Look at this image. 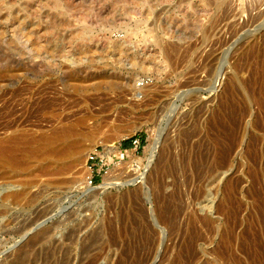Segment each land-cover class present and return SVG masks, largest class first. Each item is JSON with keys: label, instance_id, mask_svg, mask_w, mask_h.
Returning <instances> with one entry per match:
<instances>
[{"label": "rangeland", "instance_id": "1", "mask_svg": "<svg viewBox=\"0 0 264 264\" xmlns=\"http://www.w3.org/2000/svg\"><path fill=\"white\" fill-rule=\"evenodd\" d=\"M26 1L29 0H0V4L11 8V5L17 7ZM51 1L54 0H45L43 3L51 4ZM137 1L141 3L142 0H128V4L124 8L118 6V9L119 7L121 8L119 10L123 9V12H121L118 9V11H116V8L112 9L115 7L113 0H70L73 5L77 3V7L83 5L84 2L86 3L85 5L93 3L98 13L107 18H105L108 20L107 22L106 20L102 21L106 23V27L104 26L101 29L100 26H97V28L94 27L88 32V35H94L93 37H97L96 41L103 42V44L107 42V48L108 45L111 47V50L109 48L110 52L116 51L111 40L116 39V37L119 39L124 37L126 40H130L131 43L128 44V48L127 45L124 48V51L126 50L125 52L128 50L126 53L127 55L139 56L142 55V50L145 54L149 51V53H151L153 47L144 42L143 36H146L148 34L147 32H151V29L154 30L149 37H155L157 39L161 37L160 35H162V33H167V36L171 39L173 38L172 40H175V43L177 41L178 45L182 44L180 45L181 47L183 46L187 49L188 46H191L189 50L192 51L193 46L197 45L194 47L197 51H192L193 54L195 53L193 55L191 51L188 49L185 50V48L182 47L180 53L183 50L182 55L184 54V57L181 59L183 63L178 66L179 68L177 67V70L172 67V62L174 61H170L171 63H169L171 65H168L171 67L166 66L164 69L165 71H163L159 78H157L154 72L147 74L145 77L146 79L142 76L141 80L150 79L159 89L162 88L161 90H166L167 87L168 91L170 89L172 91L169 93L168 105L164 107L163 111L160 112L161 114L159 113L156 119L150 120L146 116H142L141 118L140 115L129 113L128 106L132 105V103L134 104V101L129 102L130 100L126 99V102H124L125 98L111 97L112 99L115 98L114 100L117 99L116 101L120 99L121 101L119 100V103H114L115 101L110 98H108V103H106L107 99H105L106 102H104V100L102 101L104 102V106L101 102L102 104L99 106L100 109L97 107L100 112L96 110L100 115L94 112L96 118L93 117L92 120L88 122L89 125L86 130L89 134L86 133L87 137H85L84 140L85 144L83 143L85 147L87 146V148L84 147L85 153H88L87 159H85V169H83L82 165H79L76 170L70 173L71 175L67 174L63 176L66 181L62 179L63 177H60L65 182L68 181V184L55 186L54 183H51L50 178L47 179L48 177L41 176V171L36 170V168L29 174L17 173L14 171H0V188L5 183L16 182L29 185L27 191L24 192L18 200H12L11 198L3 199V196L0 195V264H14L15 262L18 263V261L20 262L18 264H33L34 261L35 264H42L43 261L41 260V256H43L45 252H48L49 249H51L50 247L67 248L72 242L75 243L76 237L77 242L74 247L71 245L70 248L74 250L71 251L73 254L76 253L75 256L81 253L80 250L82 247H90L88 253L96 254L97 251H100V248L103 250L102 245L105 246L104 251H101L102 254L105 255H103L105 258L102 257L96 264H133L136 259L146 256L150 258L143 264H171L174 255L177 253L175 251L177 250L181 254L183 264H264V137L262 136L264 135V105H261L259 108L254 102H251L252 106L246 102L248 101V95L249 99L252 94H255V96L258 95V97L259 95L261 96L263 91L262 85L264 84V69L259 65V67L257 65H252L250 68L246 64H243L246 58L247 61L251 60L250 58L253 54L252 50L248 51V53L241 54L244 47L250 46L253 43H255L253 44L255 50L257 47L259 49L262 44H264V26L261 28V22L255 23L246 21V15H243V18L238 16L232 18L230 5L227 3L229 8L227 4H224V7L220 6L218 10L213 8L214 10L212 9L211 12H204L203 18L200 17V19H202L201 26L197 30V33L192 32L190 34L189 29L196 27V25H194L196 22L194 20L193 24V19L197 18L202 13L199 11V0H189L190 3L189 1L187 2V0H166L168 3L161 2L162 4L159 1L158 4L157 0H149V2L155 1L153 3L150 2V5L155 4V6L153 5L154 7L151 10V15L149 14L150 17L148 16L149 18L147 19H145V13L144 11L142 12V9H140L141 7L134 11L133 7L135 4H139ZM230 1L235 3V0ZM41 2L42 0L37 1V3ZM82 2L83 4H81ZM210 2H212V0ZM262 2V0H255L252 2V7H250L251 5H248L247 1L244 3L243 7L248 10L247 13L251 11L254 12ZM97 3L98 6L96 5ZM187 3L192 4L189 6ZM232 5L235 6V4ZM187 6H189V8L193 6L194 9L197 8L196 10L192 8V12H199V15L196 16L198 13L195 15L192 13L191 15V12L189 13L191 9ZM261 8L263 9L264 6ZM128 9L129 11H127ZM186 9L189 11H185ZM9 10L12 11V9ZM126 12H130L131 14H127ZM132 13L135 14L134 17ZM137 13L141 14V16ZM128 16L132 17L130 18ZM186 16L188 17L186 18ZM219 16H223L224 18H220ZM230 16L231 18H228ZM142 17H144V19ZM212 17L214 20H212ZM215 17H217L216 20ZM180 18L182 20H179ZM92 20L95 19L91 18L90 21ZM190 21H192V23ZM169 22H171L170 25H167ZM211 22L215 23V28L214 26L212 27L213 30L212 28L209 30ZM190 23L192 25H190ZM109 25L112 28L111 30H109ZM172 25L175 28L172 27ZM190 26H192V28L187 29ZM182 29H186V34L181 33ZM205 29L209 30V33L207 32V39L204 37ZM168 30H171V33ZM233 30H236V32ZM174 31H176V33ZM178 31L181 32L178 33ZM133 32H135V35H133ZM102 34L104 37H102ZM100 38H102V40H100ZM108 38H110L109 41H107ZM223 41L225 43H223ZM110 44L112 46H110ZM220 44H222V46H220ZM213 45L217 46V48ZM133 46H135V48ZM212 46L213 49L220 50L219 52L217 51V54H214L216 57L217 55L218 57L220 56V61L215 64L216 66L210 67L207 65V67L203 62L205 59L203 55L205 54L204 56L207 58L208 56L206 55L210 53L207 50L209 49L211 51ZM144 47L148 49H144ZM154 48L157 49L156 51L159 50L157 47ZM219 54H222V56ZM238 54L243 56H241L242 61H240L238 65L239 69H237V67L233 71L231 70V73V66L226 61L233 62ZM187 56L194 57L190 58ZM244 56H246V58ZM185 57L188 61L184 59ZM233 74L237 77L239 76V79L237 78V83L232 80L235 78ZM18 82L19 83L12 88L6 86L7 83L0 81V96H5L4 98L8 100L12 96H15V94H18L15 89L24 84H21L20 81ZM140 83L141 82H138V84ZM240 84H242V88H240ZM242 89L243 91H241ZM247 89L249 91H247ZM244 92L247 93L245 94ZM262 96L264 97L263 93ZM244 99L247 100L245 101ZM109 101L114 104L112 105ZM116 107L117 109L119 107L120 110H116ZM231 107L235 108H233L234 111ZM261 107L263 108L261 109ZM241 110H244L245 114H243L244 111L242 112ZM117 111L118 114L120 113L119 116H117ZM239 111L241 112L240 115ZM122 114L126 117H123ZM101 116L102 118H106V121L102 119ZM115 116L116 119L114 118ZM138 116H140V118H137ZM237 116L238 118L240 116H245V118L240 121ZM118 117H120L122 123L120 120H117ZM144 117L147 118V120L144 119ZM5 118L2 117L0 123L6 122L5 120L7 119ZM100 118L102 122L99 121L101 120ZM30 120L32 121L34 118L31 117ZM110 122L116 123L117 125L114 124L116 127H113V124L110 125ZM90 126L92 127L90 128ZM12 131H14V128L8 130L0 128V137H9L13 133ZM127 131L132 133L127 134ZM89 138L92 140L90 141ZM158 139L162 151L159 149V156H157L158 160L155 159L154 165L151 166L152 169L149 168L151 171L149 170V172L146 173L147 176L144 175V180L141 179L142 181L138 180L137 183L132 185H124L122 187L108 189L104 192L99 190L93 191L87 195L83 194L87 187L93 188L99 186L103 182V177L112 168L117 167L116 164L118 165L116 168L117 170L115 169L117 174L115 173L114 175L122 176V179L130 178L131 176L135 177L137 174L139 175V173L142 174L144 167L147 166V162L143 161L141 168L140 165L134 162V159L144 158L147 146L150 145L152 140L155 141ZM130 140H132L131 144L125 147L124 145ZM211 143L213 144L212 146H214V151L217 153V172L212 173V175L210 174V176L209 173L203 169L199 171L200 173L193 175L189 174V171H185L184 165H186V162L188 163L186 159L191 157L192 160H195L197 157L199 159L201 155H207L210 151L209 145H211ZM94 144H96V146ZM91 146L93 148H91ZM107 149H110L109 153H106ZM163 150H165L163 153L165 155H163V157L166 162L170 161L168 164L170 169H166H169L168 172L157 173L160 164H164L160 163L161 159H163ZM168 153L172 155L169 156ZM89 156H93L94 160L88 161ZM165 156L170 159L167 160ZM121 171L122 173H120ZM86 172L89 174V178L85 177ZM163 174L166 175L164 176ZM109 176H111V174ZM166 184L169 185L167 186ZM136 191H138V193H136ZM135 193L138 195L140 194L138 196L140 200H136L135 203L132 202L133 197L129 200L131 202L128 201L129 203H126V200L125 202H122L123 200L120 201L127 195H136ZM171 194L174 196L169 200L168 198H170ZM161 198L179 208L173 229L167 224L166 226L160 223L161 221L157 216L158 214L156 212L159 210V201ZM117 201L118 203H116ZM127 204L130 205L131 210L132 207H134L133 211L135 213H137V209L142 212L145 221L141 222L134 220V222L128 224L121 219V217H125L123 212L130 210ZM192 216L196 218V224L191 223L193 220ZM87 220L89 222L92 221V224L90 223L91 226ZM84 222H87L86 226ZM77 231L79 232L77 233ZM102 232L104 237L101 236ZM90 233H94L93 236ZM95 234L98 235L99 238L100 236L102 238L96 241L94 239ZM86 238L92 239L87 240ZM67 240L73 241L70 242ZM103 240L106 243L103 242ZM86 242H88V244ZM96 242L97 244L100 242V245L95 246ZM101 243L103 244L101 245ZM78 245L79 248L77 249ZM99 246L102 247L98 248ZM91 247L94 248V251ZM156 252H158V256L155 258ZM19 254L20 258H18ZM91 254H89V256ZM78 255L76 257H71L69 264H85L88 262V258H90L88 257L85 259L84 263L83 259L87 254H84L85 257L83 255ZM173 264L176 263L173 262Z\"/></svg>", "mask_w": 264, "mask_h": 264}, {"label": "bare ground", "instance_id": "2", "mask_svg": "<svg viewBox=\"0 0 264 264\" xmlns=\"http://www.w3.org/2000/svg\"><path fill=\"white\" fill-rule=\"evenodd\" d=\"M37 1L38 0H29V1H26L25 3H23L21 5H18L17 7H14V5H11L10 6L11 8L5 7V6L0 4V81L7 83L6 86L12 87V88L15 87V85L17 83H19L18 81H20L21 84L24 83V84H22V86L20 85V87L18 86L15 89L16 93H18V94H15V96H12L8 100L4 98L5 96H3V97L0 96V119L2 117H4V118L6 117L5 119H7V120H5L6 122L0 123V128H5L7 130L10 128H14V131H12L13 133L10 136L8 135L9 137H5V136H4V138L0 137V171L1 170L4 172H13L14 171L17 173H25V174L28 173L29 174L34 170V168H36V170L41 171V173H40L41 176L48 177L47 179L50 178L51 183H54L55 186H57V185L61 186V185H65L68 182V181L65 182L66 179L63 176H65L67 174L69 175L70 173H72L74 170H76L77 166L82 165L83 169H85V167H84L85 161H86L85 159H87L88 153H85V148H87V146L85 147V145H83V143H84L85 137H87L86 135L89 134L86 131L88 129V125H89L88 122L90 120H92L93 117H95V113H97L96 110H98V112H100L99 106L102 103H103L102 105L104 106V102H106L105 99H107L106 103H108V98L112 99L113 97L125 98L124 102H126V99L130 100L129 102L134 101V104L132 103V105L128 106L129 107L128 112L131 114H134V115L135 114L140 115L141 118H142V116H146L148 119L151 120V119H156L157 116H159V113L161 111H163V109H164V107H166V105H168L167 104L169 102L168 97H169V93H170L171 89L168 87L170 89L168 91L167 87H166V90L165 89L161 90L162 88L159 89L156 86V84L153 83V81L151 82L150 79H149L150 81L145 80L146 79L145 77L150 72H154L157 75V78H159L160 75L163 73V71H165L164 69L166 66L171 67V66H169V65H171L170 61H174V62H172V67H173V69L176 68V70H177V67L180 66L181 63H183L181 60L182 57H184V54L182 55L183 50L180 53V50L182 49L183 46L182 47L180 46V45H182V44H180V42H179L180 45H178L177 41L175 43V40L173 41L172 40L173 38L171 39L170 37H168L167 33H162V35H160L161 37H158L157 39L155 37H149L151 35V32L153 33V30H154V29L150 28L152 31L147 32L148 34L146 33L147 34L146 36L143 35L144 36V42L150 44L153 48L157 47L159 49L158 51H156L157 49L152 48L151 53H149L150 51L148 50L149 54L143 53V50H142V52H141L142 55H139V56L138 55L137 56L131 55L130 56V55L126 54L128 52V50H127V52H125L126 50L124 51V48L126 47V45L128 48V44H131L130 40H126V38H124V37L120 38V39L116 37V39L111 40V43L113 44V47L115 48L116 51L110 52L109 48L111 50V47H109V45H108V48H107V45H106L107 42H105L104 43L105 45H104L103 42L96 41L97 37L96 38L93 37L94 35H92V36L88 35V32L91 31L94 27L97 28V26H100V29L103 28L106 25V23L105 22L103 23L102 21H105L107 19L106 17H103L98 13V11L95 9L96 7H95V5H93V3H88L87 5H85L86 3L84 2V4H83V2H82L81 4H83V5H81L80 7H77L76 6L77 3L74 4L75 5L74 6L73 3L70 2V0H54V1H51V4H46V3L44 4L43 2H45V0L44 1L42 0L41 3H37ZM113 1H114L115 7H113V6H111V7H113L112 9L116 8V11L121 9L120 7L118 9L117 8L118 6H121L122 8H124L128 4L127 3L128 0L127 1L126 0H113ZM155 1H153V2H155ZM158 1L160 3L166 2V0H157V2ZM188 1L189 0H187V2ZM210 1L211 0H199V2H200L199 3V7H200L199 11H200V13L202 12L203 14L201 13L202 15L200 14V16H198L199 12H196V13H198L196 16H198L197 18H199V19L193 17L194 18L193 24H194V20L196 22V24H194V25H196L195 28L193 27V29H189V28H192V26H190L188 28L186 27L187 29L190 30V32H189L190 34L192 32L197 33V30L201 26L200 24H201L202 19H200V17H202L204 15V12L205 13L211 12L213 8H215V10L216 9L218 10V8H220V6H223L224 4L226 5L227 3H229V5H230V10H231V13L233 16L232 18H234L236 16L243 18V15H246L245 16L246 21L255 22V23L261 22L262 23L261 28L264 26V8L263 9L261 8L262 6H264V0H262L263 2L256 9L254 7V9H255L254 12L251 11L249 13H247L248 10L245 9L243 7V5L245 2L248 1V5H251L250 7H252V5H253L252 2H254L255 0H235L234 1L235 3H232V1H230V0H212V2H210ZM137 2L139 3V1H137ZM150 2H149V0H142L141 3L135 4L133 9H134V11H136V10H138V8L141 7L140 9H142V12L144 11V13H145L144 17H145V19H147L150 17L149 14L151 15V12H152L151 10L155 6V4L150 5ZM153 2H151V3H153ZM159 2H158V4H159ZM135 3H136V1H135ZM166 3H168V2H166ZM189 3H190V1H189ZM191 4H188V5L191 6ZM232 4H235V6H233ZM96 5L98 6V3ZM189 6H187V7L189 8ZM99 7H100V5H99ZM156 7H158V6H156ZM163 7H165V6H163ZM193 7L189 8V9H191L190 11L187 9L185 11H189V13L191 12V15H192V13L195 12V11L192 12ZM227 7H228V4H227ZM9 9H12V11ZM196 9L197 8H195L194 10H196ZM249 9H251V8H249ZM99 11H100V9H99ZM119 11L123 12V9L119 10ZM127 11H129V9ZM130 12H128V13L126 12V13L131 14ZM126 13H124V14H126ZM196 13H194V15ZM132 15H133V17L135 16V14H133V13H132ZM138 15L141 16V14H138ZM128 17H130V16H128ZM144 17H142V18L144 19ZM187 17L188 16H186V18ZM221 17H223V16H221ZM89 18L90 19L94 18L95 20H92L94 22L90 21ZM186 18H185V20H186ZM216 18L217 17H215V20H216ZM228 18H231V16ZM222 19H220V20H222ZM169 20H170V18H169ZM179 20H182V19L180 18ZM212 20H214L213 17H212ZM107 21L108 20H106V22ZM190 22L192 23V21H190ZM212 22H214V21H212ZM170 23L171 22H169V24H167V25H170ZM191 23H190V25H192ZM211 23L209 25V30L215 24V23H212V24ZM173 25H172V27L175 26V25L174 26ZM187 26H189V25H187ZM206 28H208V27H206ZM214 28H215V26H214ZM261 28H259V29H261ZM111 29L112 28L110 26L109 30H111ZM150 29H148V30H150ZM185 30L186 29H184V30L182 29V32L178 31V33L181 32L182 34H186L187 31H185ZM209 30L208 29L204 30V37L206 39L208 37L207 32L209 33ZM212 30H213V28H212ZM236 30H233V31L236 32ZM238 30H239V28H238ZM176 31H174V32L176 33ZM133 33H131V34L135 35V32H133ZM175 33H173V34H175ZM232 33H234V32H232ZM136 34H138V33H136ZM236 34H238V33H236ZM244 34H246V33H244ZM189 36H188V38H189ZM102 37H104V35ZM200 37H202V36H200ZM204 37H202V38H204ZM263 37H264V35H263ZM184 38H185V35H184ZM109 39L110 38H108V40L107 39H105V40L109 41ZM100 40H102V38H100ZM178 41H179V39H178ZM260 41H261V39H260ZM253 42H255V41H253ZM223 43H225V42L223 41ZM263 43H264V39H263ZM148 44H144V45H148ZM198 44H199V42H198ZM253 44H255V43H253ZM253 44L250 46L244 47L243 48L244 50H242L243 52H241V50H240L241 54L246 53V52L248 53V51H250V50L253 51V54L250 58L251 60L250 61L248 60L249 62L247 61L246 56H244L246 58V60L243 61L244 62L243 64H246L248 67H250L252 65H254V66L259 65V66H261L262 69H264V44L261 43L262 46L261 47L259 46L260 47L259 49L256 46L257 47L256 50L254 49L255 47ZM259 44H257V45H259ZM110 46H112V45L110 44ZM135 46H133V47L135 48ZM195 46H197V45H195ZM195 46H193L192 51H194V50L197 51L196 49H194ZM209 46H210V44H209ZM213 46H215V45H213ZM213 46H212V48L210 47L212 49L211 51L209 49L207 50L210 52L208 55H206V56H208L207 58L204 56L205 54L204 55L202 54L203 57L205 58L204 60L202 59L204 64H206V66L209 65L210 67L214 66L215 64L218 63V61H220L219 60L220 56L218 57V55H217V57H216L214 55V54H217L220 50L218 51V49H213ZM220 46H222V44H220ZM189 47H191V46L187 47L188 50H189ZM145 48H147V47H144V49ZM183 48H185V50H187L186 47H183ZM215 48H217V46H215ZM221 49H222V47H221ZM189 51H191V50H189ZM192 51H191V53H192ZM139 53H140V51H139ZM205 53H208V52H205ZM241 54H238V56L233 60V62L226 61L231 66V68H230L231 73L237 67H238L237 69H239L238 65H239L240 61H242V59H241L242 55ZM219 55L222 56V54H219ZM199 56H200V54H199ZM187 57H190V56H187ZM191 57L193 58L194 56H191ZM184 59H186V57ZM186 61H188V60L186 59ZM203 62H201V63H203ZM222 65H223V62H222ZM240 66H241V64H240ZM244 67H246V66H244ZM253 69H255V68H253ZM208 70H209V68H208ZM142 76H144L145 79L141 80ZM233 76L235 78H233L232 80L236 81V83H237L239 76L237 77V76H235V74H233ZM251 77H252V74H251ZM225 78H227V77H225ZM246 79H245V81H246ZM241 80H242V78H241ZM138 82H141V83L138 84ZM178 83H180V82H178ZM236 83H233V84H236ZM176 85H177V83H176ZM238 85H239V83H238ZM241 85L242 84H240V88H242ZM262 86H263L262 93L264 95V84ZM243 89L241 91H243ZM247 91H249V90L247 89ZM248 93H250V92H248ZM262 93H261V96L259 95V97H258V95L255 96V94H252V96H250L251 97L250 99L248 97L249 95L247 94L248 96L247 95H245V96H247V99L249 102L246 101L247 99L246 100L244 99V100L247 103H249L250 106H252L251 102H254V104L260 108L261 105L262 106L264 105V97L262 96ZM2 95H5V94H2ZM1 98H3V99H1ZM114 99H112V100H114ZM103 100H104V102H102ZM116 100H114L115 101L114 103H117V102L119 103L120 99L118 101H116ZM122 100H124V99H122ZM111 101H109V102L111 103ZM114 103L112 102L111 104L113 105ZM128 103H126V104H128ZM124 105H125V103H124ZM108 106H110V105H108ZM247 106H248V104H247ZM97 107L99 109H97ZM263 107H261V109ZM104 108H107V107H104ZM108 109H106V110H108ZM118 109H119V107H118ZM118 109L116 107V110H118ZM234 109H233V111H234ZM247 109H248V107H247ZM123 110H124V108H123ZM123 110H122V112H123ZM114 111H115V109H114ZM126 111H127V109H126ZM119 112H121V111H119ZM103 113H104V111H103ZM240 113L241 112L239 111V115H240ZM117 114H118V111H117ZM243 114H245V111ZM243 114H241V115H243ZM98 115H100V114H98ZM119 115H120V113L117 116H119ZM122 115H123V117L125 116L124 114H122ZM131 116L134 117L133 115H131ZM140 116H138L137 118H140ZM238 116H237V118H238ZM248 116H249V114H248ZM31 117L34 118V120L31 121L30 120ZM98 117H100V116H98ZM98 117H97V119H98ZM101 118H102V116H101ZM114 118L116 119V116ZM147 118L144 117V119H146V120H147ZM239 118H238V120L241 121L242 119L245 118V116H242V117L240 116ZM102 119H105V121H106V118H102ZM102 119L99 121L102 122ZM117 120H120V117H118ZM114 121H116V120H114ZM92 123H91V125H92ZM121 123H122V121H121ZM114 124H116V123L112 122L110 125H112L114 127L115 126ZM233 124H232V127H233ZM91 127L92 126H90V128ZM25 131H26V133H25ZM90 133H91V130H90ZM126 133L131 134L132 132L127 131ZM91 136H92V133H91ZM262 136L264 137V135H262ZM263 137H261V138H263ZM89 140H90V138H89ZM169 143H170V141H169ZM96 144H94V145L96 146ZM212 145H213L212 143H211V145H209L210 146L209 149L211 152L209 151L210 153L208 152L207 155H201L199 159L197 157L195 160L193 159L194 160L193 161L192 158L188 156L189 159L188 158L186 159V160H188V163L186 162L185 163L186 165H184L185 171L186 170L189 171L190 172L189 174H191V175L200 173L199 171L202 169L205 170L207 173H209V175L210 174L212 175V173L217 172L216 170L218 168V158L216 157L217 153H216V151H214V146H212ZM160 146L161 145H160L159 139L155 140V141L152 140L150 145L147 146V148L145 150V154H144L145 157L142 159H140V158L134 159V162H136V164H138L140 166L143 163V161L147 162V166L144 167L142 174L139 173V175L137 174L135 177L131 176L130 178H123L122 179L121 178L122 176L114 175L117 172L116 168L118 167V165L116 164L117 167L112 168L103 177V182L99 186L93 187V188L87 187L85 189V191L83 192V194L87 195L93 191H99V190L101 192H104L108 189L118 188V187H122L124 185H130V184L132 185L134 183H137V181L141 180V179L144 180V178H143L144 175L147 176L146 173L149 172V170H150L149 168L152 169L151 166L154 165L153 163H154V161H156L155 159H157V156H159L158 153H159ZM91 148H93V147L91 146ZM170 149H168V150H170ZM165 150H167V149H165ZM165 150H163V152H162V157H163V155H165V154H163ZM109 152H110V149H107L106 153H109ZM85 155H86V157H85ZM170 155H172V154H169V156ZM165 157H167V156H165ZM83 159H84V162H83ZM168 159H170V158L167 157V160ZM161 161H160V163H164V164H162V165L160 164V167H159L157 173L158 172L163 173L165 171L168 172L170 169L169 165H168L170 163V161L166 162L164 157H163V159H161ZM191 161H193V162H191ZM141 168H142V166H141ZM167 168H169V169L166 170ZM173 170H174V168H173ZM118 171H119V169H118ZM120 173H122V171ZM123 173H125V172H123ZM110 174H111V176H109ZM127 175H128V173H127ZM127 175H126V177H127ZM163 175L165 176L166 174H163ZM60 177H63L62 179H65V181L62 180ZM85 177L89 178V174L87 172L85 173ZM213 178H214V176H213ZM148 179H149V177H148ZM159 179H160V177H159ZM152 182H151V184H152ZM168 183H169V181H168ZM28 187H29V185H27V184L23 185V184H19L16 182L15 183H5L0 188V195L3 196V199L11 198L12 200H18L19 198H21L23 193L27 191ZM138 191H136V193H138ZM140 192H141V190H140ZM139 195L138 194H136L134 196L127 195L126 197H123L121 200L120 199L119 200L120 201L123 200L122 202H125V200H126V203H129V202H131L129 200L133 197L132 202L135 203V201L139 199V197H138ZM163 196H164V194H163ZM173 196L174 195L171 194L170 198H168V199L171 200ZM141 198H142V196H141ZM116 203H118V201ZM127 205H129V204H127ZM119 208H120V206H119ZM123 208H124V206H123ZM129 208H130V205H129ZM133 210H134V207H132V210L130 208V210L123 212L125 217L124 218L121 217V219L126 221L128 224L130 222H134V220L144 222L145 221L143 219L144 214L142 212H140L138 209L136 210L137 213H135ZM178 210H179V208L177 206H175L174 204L171 205L169 202H167L166 200L161 198L159 201V210L156 213L158 214L157 216L161 221L160 223H162L163 225L167 224L170 228L172 227V229H173L175 226L176 214L178 213ZM135 217H138V218H135ZM192 219L193 220L191 221V223L196 224V221H195L196 218L193 217ZM91 222H89V224ZM108 223H109V221H108ZM86 224H87V222L85 223V226H86ZM91 224H90V226H91ZM127 225H125V226H127ZM80 227H83V226H80ZM78 232L79 231H77V233ZM93 234L94 233H92L91 235L93 236ZM101 236H103V232H102ZM101 236H100V238H102ZM76 238H75L76 241H74L75 243L77 242ZM100 238L98 237V235L95 234L94 239L96 241H97V239H100ZM111 238H110V240H111ZM114 238H116V237H114ZM73 239H74V237H73ZM78 239H80V238H78ZM91 239H87V240H91ZM117 239H118V237H117ZM67 241L72 242L73 240L72 241L67 240ZM101 241H102V239H101ZM103 242H105V241L103 240ZM108 242H109V240H108ZM75 243L72 242L71 244H69L70 245L69 247L67 246V248H65V247L64 248H62V247L56 248L52 244L53 247H50L51 249H49L48 252H45L44 255L42 254L43 255V256H41L42 257L41 260L43 261L42 264H69V260H71L70 258L75 256V254H76V253L73 254L71 251H74V250L70 249L71 245L74 247ZM86 243L88 244V242H86ZM78 244H79V242H78ZM92 244H93V242H92ZM102 244L103 243H101V245ZM80 245H82V244H80ZM96 245H100V242H99V244H97V242H96L95 246ZM59 246H61V245H59ZM102 246H103V250H101L102 248H100ZM102 246L98 247V248H100V251H97L96 254L95 253H92V254L88 253V249L90 251V247L89 248L88 247H85V248L80 247L81 253H78V254L80 256H82V255L84 256V254L85 255L87 254L86 257L84 256L85 257L84 259L82 258L84 263H85L84 260L87 259L88 257H90V258H88V262L85 264H96L100 259H102L103 255H104V254H102V252L104 251L105 246L104 245H102ZM92 247H91V249H93V251H94V248H92ZM78 248H79V245H78L77 249ZM26 251H27V249H26ZM121 251H122V249H121ZM175 252H177V253L174 255V258L172 259V261L170 260L171 264H173V262L176 264H183V262H182L183 260L181 258L180 252L178 250ZM89 254H91L92 256L91 255L89 256ZM120 254H119V256H120ZM106 255H108V254H106ZM157 256H158V252H156L155 258ZM18 258H20V254H19ZM103 258H105V257H103ZM149 258L150 257H148V256L138 258V259H136V261L134 260L135 262L133 264H143L144 262L148 261ZM22 261H23V259H22ZM18 263H20V262L18 261ZM18 263L15 262L14 264H18ZM30 263H32V262H30ZM39 263H41V262H39ZM33 264H35V261ZM167 264H170V263H167Z\"/></svg>", "mask_w": 264, "mask_h": 264}, {"label": "trees", "instance_id": "3", "mask_svg": "<svg viewBox=\"0 0 264 264\" xmlns=\"http://www.w3.org/2000/svg\"><path fill=\"white\" fill-rule=\"evenodd\" d=\"M132 140H130L128 143H126L124 146L127 147L131 144Z\"/></svg>", "mask_w": 264, "mask_h": 264}, {"label": "built area", "instance_id": "4", "mask_svg": "<svg viewBox=\"0 0 264 264\" xmlns=\"http://www.w3.org/2000/svg\"><path fill=\"white\" fill-rule=\"evenodd\" d=\"M94 160V157L93 156H89V160L88 161H92Z\"/></svg>", "mask_w": 264, "mask_h": 264}]
</instances>
